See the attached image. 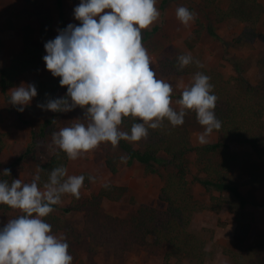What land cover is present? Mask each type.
Segmentation results:
<instances>
[{
  "label": "trees",
  "instance_id": "trees-1",
  "mask_svg": "<svg viewBox=\"0 0 264 264\" xmlns=\"http://www.w3.org/2000/svg\"><path fill=\"white\" fill-rule=\"evenodd\" d=\"M40 1L24 0V3L34 10ZM227 1L226 7H219L218 0H204V6L214 11L218 23L230 20L242 25L235 37L237 44H252L257 39L264 41V34L258 31L264 4L259 0ZM74 2L76 7L80 0ZM196 22L193 31L195 42L200 39L204 30L202 23L199 20ZM41 23L39 32L46 34L50 20L43 17ZM22 43V50L11 55L8 65L0 67V91L4 94L15 87L20 78L37 75L44 61L43 49L33 44V29L30 26L25 27L22 32ZM186 54L191 55L193 62L181 70L178 57ZM156 66L159 76L163 78L188 77L193 82L198 72L210 77L212 94L218 98L214 112L222 124L220 130L213 131L217 136L216 141L197 147L193 145L189 124L199 123L196 114L191 111L185 116L181 126L173 127L165 120L162 127L149 129L148 137L140 142L122 140L118 145L122 154L107 157L106 167L112 174L117 173L120 166L134 162L152 171L156 162L171 168L159 191V200L165 207L140 204L134 212L123 217L113 216L104 210L103 201L107 199L123 202L127 189L105 184L96 194H80L79 199L70 195L68 204L53 206V213L45 218L51 225L52 234L60 233L65 238L73 259L78 256L77 248L86 241L83 249L91 261L99 253L109 252L115 261L123 262L128 253L143 249L151 256L162 254L164 264H204L212 254L207 250V240L191 230L193 218L201 211L219 213L226 210L233 215L236 229L235 244L232 248H223V255L232 264H264V234L245 246L254 220L247 211V201L238 188L236 177V173L244 169L250 174V182L254 186H264V51L256 61V67L262 76L257 86L251 85L244 77L227 79L220 71L207 68L199 55L186 51L174 55L162 54L158 57ZM59 80L60 78L53 76L48 80L35 77L30 82L37 88L35 102L40 104L48 98L65 96ZM175 97H179V93ZM45 112L49 117L41 125L38 134L34 135L39 139L52 135L59 120L60 113ZM15 113L20 114L16 108ZM135 122L142 123L139 120ZM132 123L131 117L125 118L121 129L130 134ZM233 145L240 149L234 150ZM5 147V135L0 132V181H7L10 185L19 163L31 156L35 148L29 146L21 156L2 167L1 155ZM193 151L196 155V167L204 175L197 179L198 183L205 190L218 193L217 196H211L207 204L196 200L187 180V155ZM68 164L66 153L52 141L47 160L38 167V186L42 188L48 182L53 169H67ZM4 169H10L11 175H4ZM260 206L264 207V203H260ZM10 210L7 205H0V212ZM58 211L64 214L81 213L83 228H75L64 216L56 214Z\"/></svg>",
  "mask_w": 264,
  "mask_h": 264
},
{
  "label": "clouds",
  "instance_id": "clouds-1",
  "mask_svg": "<svg viewBox=\"0 0 264 264\" xmlns=\"http://www.w3.org/2000/svg\"><path fill=\"white\" fill-rule=\"evenodd\" d=\"M176 16L184 26L196 18L183 6L176 9ZM159 17L156 0H80L74 9L79 24H69L45 43L46 68L60 78L67 93L37 106L54 113L79 107L84 113L83 119L52 133L53 143L68 159L76 160L101 143L116 148L122 140L140 142L149 129L162 127L165 120L173 127L181 126L190 111L204 129L199 143L207 144L213 131L221 129L214 112L218 98L212 94L209 76L198 72L191 85L183 87L175 101L179 110L173 106L172 85L156 78L142 44V30ZM192 62L190 54L178 57L181 70ZM10 93L11 105L23 112L37 96V88L22 83ZM129 117L133 120L130 134L121 129ZM2 173L10 176L11 170ZM38 180L39 176L31 183L14 179L10 185L0 181V205L21 213L0 228V264H72L68 243L52 234L45 218L53 213V206L61 204L62 196L80 198L84 176L68 175L66 168L57 167L42 188Z\"/></svg>",
  "mask_w": 264,
  "mask_h": 264
},
{
  "label": "rangeland",
  "instance_id": "rangeland-1",
  "mask_svg": "<svg viewBox=\"0 0 264 264\" xmlns=\"http://www.w3.org/2000/svg\"><path fill=\"white\" fill-rule=\"evenodd\" d=\"M264 4V0H259ZM204 0H156V7L160 12L159 19L146 30H142V44L150 56V67L156 74V78L162 79L173 87V106L179 110L175 101L180 98L183 87L191 85L188 77L163 78L157 72V59L162 54L174 55L181 51L197 54L202 58L204 65L209 69L220 71L225 78L234 79L244 77L251 85L257 86L262 76L256 67L258 56L264 51V41L257 39L252 44H237L236 35L242 29V25L236 21H225L218 23L214 11L204 6ZM227 0H218L217 6L226 7ZM180 6L186 7L195 14V20L188 26H184L177 19L176 9ZM74 0H41L36 9L29 8L24 0H0V67L9 63L12 54L20 52L23 47L22 32L25 27L33 29V44L42 48L46 55L44 45L53 40L58 32L64 30L69 24H77L74 18ZM47 17L50 20L46 34L39 32L41 20ZM197 20L203 27V34L199 40H193V31ZM78 25V24H77ZM258 31L264 34V14L258 24ZM190 43V44H188ZM192 45V46H191ZM51 73L47 70L43 61L37 75H26L20 78L15 87L30 84L35 78L48 80ZM13 87V88H15ZM11 88V89H13ZM10 89V90H11ZM10 90L6 94L0 91V132L5 135L6 147L1 155L2 167L21 156L25 150L32 146L34 153L22 160L15 170L14 179H20L24 183H31L38 174V167L47 160L48 151L52 144V135L46 139H39L38 134L41 125L49 115L39 108L34 98L30 105L25 107L19 115L10 103ZM62 92L67 93L63 87ZM179 93V97L175 94ZM83 110L77 107L67 113H60L56 123L55 132L60 128L69 126L76 119H83ZM203 126L191 122L189 131L191 142L195 147L205 145L199 143V134L203 132ZM216 134L208 137V143L216 141ZM234 150L240 149L233 145ZM122 151L117 146L113 148L110 143H101L100 146L76 160H70L67 166L68 175H83L84 184L81 195L89 196L96 194L105 184L123 186L127 189L123 202L104 200V210L113 216H125L134 212L140 204H146L156 208H164L165 205L159 200V191L164 183L166 174L171 168H166L160 162L153 164V171L146 169L144 165L134 162L131 165H122L117 173L112 174L106 167L107 157L121 155ZM189 160V174L187 180L197 201L207 204L211 196H217L215 191L205 190L197 181L204 177L199 173L193 152L187 155ZM237 185L247 201V211L253 217L250 232L245 240V246H249L264 234V186H254L250 182V174L244 169L236 173ZM93 178V179H90ZM68 194L62 196V202L58 206L69 203ZM21 213L18 210L0 212V228ZM73 226L79 230L83 228L81 213L64 214ZM236 222L233 215L226 210L219 213L201 211L195 214L191 230L201 234L207 240V250L211 252V258L204 264H232L223 255V248H232L235 244ZM61 237L60 233L53 234ZM86 241L83 243L85 244ZM83 244L77 248L78 256L73 259L72 264H164L162 254L151 256L146 250H136L125 256L123 262L115 261L109 252L99 253L93 261L87 258ZM181 264H188L183 262Z\"/></svg>",
  "mask_w": 264,
  "mask_h": 264
}]
</instances>
